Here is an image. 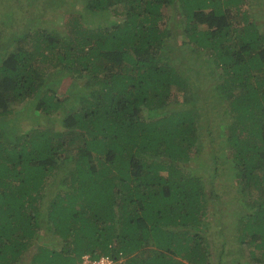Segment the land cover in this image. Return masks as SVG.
I'll return each mask as SVG.
<instances>
[{
    "label": "trees",
    "instance_id": "obj_1",
    "mask_svg": "<svg viewBox=\"0 0 264 264\" xmlns=\"http://www.w3.org/2000/svg\"><path fill=\"white\" fill-rule=\"evenodd\" d=\"M244 1L42 0L21 25L0 12V264H211L226 158L240 196L256 191L234 225L241 264L264 262V0Z\"/></svg>",
    "mask_w": 264,
    "mask_h": 264
},
{
    "label": "rangeland",
    "instance_id": "obj_2",
    "mask_svg": "<svg viewBox=\"0 0 264 264\" xmlns=\"http://www.w3.org/2000/svg\"><path fill=\"white\" fill-rule=\"evenodd\" d=\"M20 1L23 5L21 7H18L20 2H16V7H13L11 5V3H6L5 7H0V10L3 8V10H1L0 12L4 13L3 16V20H6V18L10 19L13 18L14 22L21 25L23 22V20H31V16L29 15L36 7L37 4H40L42 0H18ZM252 0H245V7H247L249 5V3ZM255 1V0H253ZM15 4V3H14ZM22 8H25L26 11L24 13H22ZM251 9V8H249ZM248 9V11H249ZM50 11H52V13H58L59 14L64 10L63 7H52L51 9H49ZM254 13L256 14L257 17H259L258 19L261 22H264V15L261 14L260 12H262V10H260L259 8H253ZM169 13H174V9L172 7L169 8ZM1 15H3L1 13ZM25 15V16H24ZM248 15V14H247ZM10 16V17H9ZM104 16V15H103ZM108 18H112V14L111 13H107ZM173 16V15H172ZM48 16H46L47 18ZM97 16H88L87 18L83 19V23L86 27L88 28H95L96 24L94 23V20H96ZM249 17V15H248ZM6 22H9V20H7ZM31 22V21H30ZM106 18L105 21L103 23H106ZM35 22H31V25L35 27ZM7 24L2 28L4 29V33L8 35V33H10V26H7ZM171 30V34L175 35L176 32L174 29H170ZM181 39V38H180ZM177 42H179V40H177L176 42H171V47L170 50L173 53H178L179 51H181V46L180 44H178ZM172 52H169L170 55H172ZM209 69L208 68H201L200 69V74L204 75V74H208ZM210 72V71H209ZM208 83V81H206ZM67 86H69V84L65 81L62 84V88L67 90ZM209 88V92H211V99H217V95L215 94L214 87H213V83L212 81H209V85L207 86ZM181 97V96H180ZM19 108V107H18ZM217 133V131H214ZM209 146V145H207ZM206 146H203V149ZM218 147V146H217ZM220 148V147H219ZM229 161V162H227ZM202 164H205L204 167H207L209 170L214 169V163L213 161L209 158V156H207L206 154H204V157L202 159ZM220 170L217 174H215V176L213 177V179H211L213 187L212 192L219 194V199L221 200V204H220V208H221V216L220 220L224 221L225 223H227V225L224 227V236H219L217 234H213L211 233V230H218V228H216L214 226V221L215 220H211L210 223V230H209V234L211 236L212 239V251H211V264H241L242 261H244V259L247 260L250 259V255L248 252V247L240 245L233 237L234 233V225L236 224V220L238 219V217L241 215L242 212H244L245 210V204H249L250 200L253 197H256V191L255 189L253 190H248L247 195H245L243 198L240 196V194L243 192L240 191L241 187L239 186V184H237L236 180L233 178L232 175V170H231V165H230V159L226 158V159H222L221 161V166H220ZM196 172V171H194ZM210 192V191H209ZM209 208L208 211L212 208V204L208 205ZM215 210V209H214ZM194 209L191 207H189V213H193ZM218 216V211H216L215 213V218ZM260 250H258L257 252H259ZM117 262H120L119 259L117 260ZM119 264V263H118ZM256 264H264V262H258Z\"/></svg>",
    "mask_w": 264,
    "mask_h": 264
},
{
    "label": "built area",
    "instance_id": "obj_3",
    "mask_svg": "<svg viewBox=\"0 0 264 264\" xmlns=\"http://www.w3.org/2000/svg\"><path fill=\"white\" fill-rule=\"evenodd\" d=\"M77 264H113V259L107 255L98 258H90L88 255H84Z\"/></svg>",
    "mask_w": 264,
    "mask_h": 264
},
{
    "label": "clouds",
    "instance_id": "obj_4",
    "mask_svg": "<svg viewBox=\"0 0 264 264\" xmlns=\"http://www.w3.org/2000/svg\"><path fill=\"white\" fill-rule=\"evenodd\" d=\"M84 255H88L90 258H98V257H100V256H106V255H99V256H97V257H93V256L91 255L90 252H85V253H83V254L81 255L80 259L76 262V264H77L78 262H80V260L82 259V257H83ZM107 256H109V255H107ZM109 257H110V256H109ZM112 259H113V258H112ZM116 263H117V260L113 259V264H116Z\"/></svg>",
    "mask_w": 264,
    "mask_h": 264
}]
</instances>
